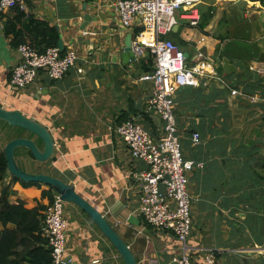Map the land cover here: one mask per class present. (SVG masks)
I'll list each match as a JSON object with an SVG mask.
<instances>
[{
	"label": "crops",
	"instance_id": "0c3cea01",
	"mask_svg": "<svg viewBox=\"0 0 264 264\" xmlns=\"http://www.w3.org/2000/svg\"><path fill=\"white\" fill-rule=\"evenodd\" d=\"M25 2L24 23L33 15L55 26L64 44L75 40L79 59L62 78L52 79L41 69L32 84L13 90L11 74L20 53L11 43L13 34L6 33L8 17L1 15L10 10L0 12V104L18 109L49 128L58 159L47 161L45 165L51 172L48 174L74 184L115 226L135 253L138 264H173L179 242L172 232L146 224L137 214L139 190L125 177L137 161L114 130L125 116L139 120L156 135L162 125L160 117L148 107L152 82L140 79L144 71L137 62L123 61L129 31L119 25L114 11L92 1ZM201 6L215 7L214 17L205 27L207 33L182 22L179 36L188 44L180 46L196 50L200 46L208 57L206 64L213 63L205 65L206 70L213 67L231 88L247 96L232 95L229 87L207 75L199 77V85L182 86L176 92L175 112L184 154L204 162L203 168H195L189 175V183L196 174L202 178L195 185L196 196L190 193L192 199L198 200L189 238L191 255L196 263L203 264L205 250L213 249L216 264H264L256 249L264 241V180L258 179L259 174L264 175V100L252 102L248 96L264 97V71L251 69L256 65L264 70V59L229 58L238 71L220 72L214 56L218 46L223 48L227 40L222 42L212 35L219 32L223 23L221 32L229 29L230 39L258 41V51L264 53V3L204 0ZM87 13L93 19L86 29L94 33L83 36L81 25ZM9 14L14 16L12 12ZM231 53L241 55L236 50ZM218 64L222 65V60ZM194 131L201 134L197 145L192 142ZM17 136L35 138L24 130L11 139ZM0 147L5 146L0 142ZM19 151L23 161L31 158L26 148ZM10 182L8 173L3 184ZM42 188L46 186L24 188L19 182L14 183L12 189L16 191L12 192L11 200L22 198L29 206L40 203L44 206L43 213L50 199L41 197ZM76 212L77 218L71 220L70 211L65 208L69 224L66 253L71 256L66 264H126L85 212L80 207ZM132 214L139 224L119 217L128 218Z\"/></svg>",
	"mask_w": 264,
	"mask_h": 264
},
{
	"label": "built area",
	"instance_id": "2783aa9c",
	"mask_svg": "<svg viewBox=\"0 0 264 264\" xmlns=\"http://www.w3.org/2000/svg\"><path fill=\"white\" fill-rule=\"evenodd\" d=\"M92 1L104 9L114 11L119 25L132 32V60L140 64L148 53L154 57L153 70L143 72L140 79L153 84L148 98V107L157 114L162 125L159 134L137 119L128 118L115 125L114 130L124 140L137 165L128 170L126 179L139 190V205L136 212L146 224L172 232L179 249L172 257L173 264H199L191 255L189 238L193 231V199L188 190L189 173L195 168H203L204 162L187 158L184 154L182 134L178 126L176 92L186 85L197 86L200 76L217 78L231 89L232 95H245L239 89L231 88L225 78L216 74L214 68L206 70L208 60L203 49L198 46L189 57L177 42L164 37L172 31L175 24L184 22L189 27L198 26L201 19L200 5L204 0H82ZM19 5L26 8L25 0H0V12L9 11ZM82 18V17H79ZM137 33V29H140ZM94 32L83 29V36ZM148 36L145 37L144 34ZM205 38L203 37V41ZM198 41V43L200 42ZM20 60L14 65L11 74V88L21 90L32 84L41 69H45L52 79L62 78L79 59L75 40L65 44V52L58 45L39 51L29 43L17 47ZM192 57L194 64L188 59ZM208 69V68H207ZM251 69L263 72L262 68L252 65ZM252 102L264 100L263 96L248 95ZM192 142H201L198 131L192 133ZM65 203L58 193L43 211L41 231L51 249L53 264L67 262L68 220L65 217ZM264 260V241L256 246ZM203 264H216L213 249H206Z\"/></svg>",
	"mask_w": 264,
	"mask_h": 264
},
{
	"label": "trees",
	"instance_id": "16d2710c",
	"mask_svg": "<svg viewBox=\"0 0 264 264\" xmlns=\"http://www.w3.org/2000/svg\"><path fill=\"white\" fill-rule=\"evenodd\" d=\"M264 3V0H262ZM14 13L12 17L9 13ZM201 19L198 27L205 33V27L210 23L214 17L215 7H200ZM9 13H1L2 16L7 15L5 22V30L7 34H13L11 43L13 46H17L20 43H29L39 51H45L50 46L58 45V41L61 38L59 30L50 25L47 21L36 18L33 15L28 16V22L25 24L23 19L27 16L24 9L19 5L12 7ZM228 25L229 22L224 20ZM223 23L219 26V32H213L216 38H220L221 41H226L223 48L219 45L214 60L217 62V69L223 72L221 62L223 57H228L232 61L235 59H264V53L258 51V41L247 42L244 40H232L230 30L222 33ZM141 31L137 29V33ZM180 30L174 32L170 31L164 37H169L181 46L188 44L185 40L179 36ZM238 51L241 55L235 56L231 52ZM65 52L62 51V54ZM144 72H148L154 69V57L151 53H148L146 57L141 60L139 64ZM123 117V116H122ZM149 118V117H148ZM128 119L125 116V120ZM119 120L118 123H120ZM152 123L153 121H149ZM7 160L4 149L0 147V264H53L51 249L47 244L46 238L41 231L42 226V204L36 206H29L28 201L22 198L11 200L12 192L16 191L12 189L14 183L19 182L24 188L37 186L40 187V183L27 182L19 179L16 176H11V182L8 185H4V180L7 175ZM258 179L264 180V175L259 174ZM42 198L48 197L50 202L54 198V191L48 188H42ZM49 202V203H50ZM146 223V222H145Z\"/></svg>",
	"mask_w": 264,
	"mask_h": 264
},
{
	"label": "water",
	"instance_id": "95a60500",
	"mask_svg": "<svg viewBox=\"0 0 264 264\" xmlns=\"http://www.w3.org/2000/svg\"><path fill=\"white\" fill-rule=\"evenodd\" d=\"M83 19L84 21L81 25L82 30L92 21L93 17L87 13ZM179 27V24H175L172 31H177ZM132 38V32H129L125 38L122 53V58L125 63H128L135 58L131 47ZM58 46L61 51H64L65 44L62 38L59 39ZM184 54L186 57H189L190 55L187 50L184 51ZM222 67L227 74L236 73L238 71L237 66L230 62L228 57L222 59ZM0 122H3L8 126L19 127L35 136V138L17 136L6 143L4 152L7 160V173L11 176L18 177L23 181L46 185L48 188L52 189V191L58 193L66 202L77 204L89 219L93 221L102 233L111 241L126 264H138L135 253L130 245L118 233L115 226L109 222L106 216L94 204H92V202L76 190L74 184L51 174L27 172L17 164L15 153L18 148L22 147L26 148L29 151L30 156L35 160L48 161L51 159L56 161L58 159V156L54 154L55 141L49 128L20 110L8 109L2 104H0ZM119 217L122 220H128V222L139 224L138 218L133 214L128 218L123 215H119ZM70 258L71 256H68L67 261Z\"/></svg>",
	"mask_w": 264,
	"mask_h": 264
},
{
	"label": "rangeland",
	"instance_id": "374dc122",
	"mask_svg": "<svg viewBox=\"0 0 264 264\" xmlns=\"http://www.w3.org/2000/svg\"><path fill=\"white\" fill-rule=\"evenodd\" d=\"M184 49L188 50L192 53L196 51L195 47H190V46L189 47L185 46ZM187 61L190 65L194 64L192 62V57L190 59H188ZM242 96H245V95H242ZM21 131L22 130L19 127L8 126L7 124L0 122V132H1L0 142L2 143L3 146H5V144L11 139V137L18 135ZM17 150H16V154H15L16 162L19 165V167H21L23 170H25L27 172H31V173H46V172H47V174L51 173V172H48L49 169L45 165L47 163V161H38V160H35L33 157H31L29 160L26 159L23 161L22 159H20V151H19L20 148ZM49 160H51V159H49ZM190 173H189V175H190ZM196 175L197 176H195V177H191L190 183L188 184L189 192L191 194L193 193L194 195L196 194L195 185L197 183H201V181H202V178L200 177V175H198V174H196ZM195 203H198V200H195L193 198L192 216L193 215L195 216V207H194ZM77 207H79V206H77L74 203L73 204L70 202L65 203V208H67V210L70 211L69 215H70L71 220L74 218H77V212H76ZM193 221H194V219H193Z\"/></svg>",
	"mask_w": 264,
	"mask_h": 264
},
{
	"label": "flooded vegetation",
	"instance_id": "af4514ba",
	"mask_svg": "<svg viewBox=\"0 0 264 264\" xmlns=\"http://www.w3.org/2000/svg\"><path fill=\"white\" fill-rule=\"evenodd\" d=\"M43 184H41V186H42ZM46 186V185H45Z\"/></svg>",
	"mask_w": 264,
	"mask_h": 264
}]
</instances>
